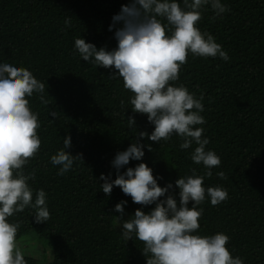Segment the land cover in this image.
I'll use <instances>...</instances> for the list:
<instances>
[{
    "label": "trees",
    "instance_id": "obj_1",
    "mask_svg": "<svg viewBox=\"0 0 264 264\" xmlns=\"http://www.w3.org/2000/svg\"><path fill=\"white\" fill-rule=\"evenodd\" d=\"M181 2L182 0H178ZM230 11L213 20L210 5L202 9L198 27L211 33L229 56L201 58L191 54L180 70L176 86L184 85L197 99L203 95L204 138L206 150L221 159L206 177L204 186H221L228 198L213 206L210 199L199 207V235L224 233L233 257L244 264H264V0H221ZM129 0H0V63L25 67L45 84L47 105L34 94L29 98L33 112L39 114L38 135L41 148L25 171L35 170L30 181L34 190L47 193L50 219L34 221V210L25 209L9 218L20 221L18 239L31 233L38 241L42 258L25 255L27 264H146L143 244L133 236L122 238L117 229L116 204L127 201L125 217L140 208L118 187L106 196L99 178L116 170L112 160L126 150L136 136L128 128L127 116L135 115L137 131L154 130L146 116L133 114L131 93L119 77L110 78L113 70L98 68L83 61L75 49L76 38L85 39L97 48L112 50L117 46L112 18ZM71 18V27L64 21ZM119 27V25H117ZM48 91V95H47ZM125 101L122 108L120 101ZM57 111L56 118L50 111ZM54 121V122H53ZM70 135L72 155L83 154L64 175H57L51 156L63 148V138ZM181 139L150 144L142 161L153 169L161 187L175 185L179 177L195 168L203 175L204 166L194 164L190 153L181 150ZM224 172L225 179L216 173ZM163 177V179H160ZM177 200L178 189H176ZM191 206V205H190Z\"/></svg>",
    "mask_w": 264,
    "mask_h": 264
},
{
    "label": "clouds",
    "instance_id": "obj_2",
    "mask_svg": "<svg viewBox=\"0 0 264 264\" xmlns=\"http://www.w3.org/2000/svg\"><path fill=\"white\" fill-rule=\"evenodd\" d=\"M209 5L215 14L213 20L230 11L221 0H182V4L178 0H129L113 16L109 27L110 32L115 30V48L98 49L82 38L74 41L83 61L113 70L110 78L122 79L124 89L132 94L131 112L146 116L154 126L151 134L137 131L135 115L127 116L128 128L136 130L134 141L111 162L116 178L113 180L111 174H101L99 178L104 181L100 186L106 196L110 197L113 188L118 187L142 208L154 205L147 213L138 208L127 220V201L116 204L114 209L120 214L115 218L121 223L122 238L129 241L135 236L143 244L141 253L146 264H244L239 256L233 257L226 234H197L203 215L199 206L206 198L216 206L228 198V192L221 186H204L205 176L212 177V169L220 166L221 159L214 151L206 150L210 141L204 138L203 127H196L206 122L201 115L203 95L197 99L184 85L174 84L190 54L229 60L215 37L198 27L202 9ZM64 24L71 27V18L65 19ZM34 94L47 105L45 84L31 71L0 63V264H27L18 240L22 222H10L9 218L31 208L35 223L44 224L50 219L47 193L35 190L34 199L29 182L36 179V172L25 171L41 148L39 114L32 111L29 100ZM120 104L123 108L125 101ZM57 115V111H50V116ZM173 135L180 137L181 150L195 145L190 159L204 166L203 175L193 168L190 175L179 177L175 185L161 187L146 163L121 171L131 161H142L145 148L153 151L142 140L159 143ZM71 147L72 138L68 135L63 138V148L51 156L50 162L59 167L57 175H64L76 161H83L82 153L74 156L68 151ZM216 175L226 178L222 171Z\"/></svg>",
    "mask_w": 264,
    "mask_h": 264
},
{
    "label": "rangeland",
    "instance_id": "obj_3",
    "mask_svg": "<svg viewBox=\"0 0 264 264\" xmlns=\"http://www.w3.org/2000/svg\"><path fill=\"white\" fill-rule=\"evenodd\" d=\"M117 229L119 232H122L121 223L119 221L117 223ZM18 240L21 242V247L23 248L26 256L36 259L42 258V250L39 248V243L38 241L32 239L31 233L23 235Z\"/></svg>",
    "mask_w": 264,
    "mask_h": 264
}]
</instances>
